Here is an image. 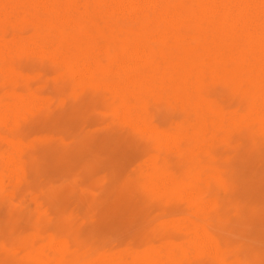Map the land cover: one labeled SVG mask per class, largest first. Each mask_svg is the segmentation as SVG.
<instances>
[{
  "label": "rangeland",
  "instance_id": "rangeland-1",
  "mask_svg": "<svg viewBox=\"0 0 264 264\" xmlns=\"http://www.w3.org/2000/svg\"><path fill=\"white\" fill-rule=\"evenodd\" d=\"M54 62L0 55V264H264L263 143L244 132L231 165L222 146L167 153L122 122L101 86L82 85ZM155 105L156 132L181 122L165 100ZM165 160L183 189L150 193L137 178ZM216 168L231 172L223 198L210 186L196 190Z\"/></svg>",
  "mask_w": 264,
  "mask_h": 264
},
{
  "label": "bare ground",
  "instance_id": "bare-ground-1",
  "mask_svg": "<svg viewBox=\"0 0 264 264\" xmlns=\"http://www.w3.org/2000/svg\"><path fill=\"white\" fill-rule=\"evenodd\" d=\"M7 53L54 55L57 69L101 86L122 122L167 153L222 146L231 165L244 132L264 144V0H0V55ZM160 99L181 119L167 133L152 123ZM174 166L146 164L138 183L156 195L179 192ZM202 186L228 196L231 172L207 170Z\"/></svg>",
  "mask_w": 264,
  "mask_h": 264
}]
</instances>
